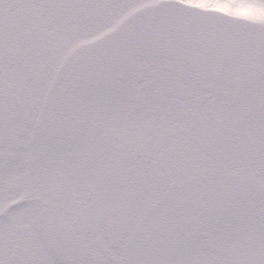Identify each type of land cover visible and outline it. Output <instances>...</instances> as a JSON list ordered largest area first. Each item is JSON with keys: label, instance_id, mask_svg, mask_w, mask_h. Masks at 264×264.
<instances>
[{"label": "snow or ice", "instance_id": "6c2138e0", "mask_svg": "<svg viewBox=\"0 0 264 264\" xmlns=\"http://www.w3.org/2000/svg\"><path fill=\"white\" fill-rule=\"evenodd\" d=\"M0 264H264V0H0Z\"/></svg>", "mask_w": 264, "mask_h": 264}]
</instances>
